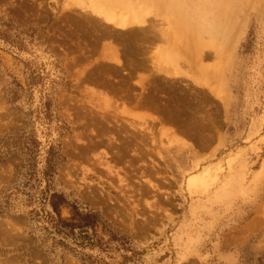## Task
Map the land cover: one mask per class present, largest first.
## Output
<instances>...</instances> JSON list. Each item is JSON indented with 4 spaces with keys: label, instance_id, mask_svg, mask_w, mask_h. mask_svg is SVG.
Returning <instances> with one entry per match:
<instances>
[{
    "label": "rangeland",
    "instance_id": "obj_1",
    "mask_svg": "<svg viewBox=\"0 0 264 264\" xmlns=\"http://www.w3.org/2000/svg\"><path fill=\"white\" fill-rule=\"evenodd\" d=\"M116 1L170 41L99 35L106 0H0V264H264V0H214L240 13L224 33L209 0ZM136 40L143 66L116 72L103 45L126 65ZM70 205L96 245L53 228Z\"/></svg>",
    "mask_w": 264,
    "mask_h": 264
},
{
    "label": "bare ground",
    "instance_id": "obj_2",
    "mask_svg": "<svg viewBox=\"0 0 264 264\" xmlns=\"http://www.w3.org/2000/svg\"><path fill=\"white\" fill-rule=\"evenodd\" d=\"M107 1V5H106V10L105 9H102V6H101V9H94V11H93V14L92 15H94V16H92L91 15V13H90V17L88 16V18H87V22L88 23H92L94 26H95V28L96 27H99V26H101L102 28H101V30L102 29H104V32H103V30L102 31H99V32H101V33H99V35L100 34H103V35H112L111 33L113 32L114 33V31H115V33H117V35L118 36H116V37H120V36H123V34H125V33H135L134 35H138V34H140V36H141V38H142V40H144V39H146L145 37H147V35L145 34V33H143V31H145V32H147L148 33V40L147 41H149L150 42V40H151V42L152 41H154V43H156V42H162V41H166V37L168 38L169 36H165L167 33L165 32V33H163L162 31H160L159 30V28H157L156 26H157V24L155 25V24H151V22H147V21H145V18L142 16V14H141V12H140V8H141V6L139 5L138 7H139V10L137 9V8H134V7H131V10L130 9H128V10H130V12H129V14H128V12H127V15L125 14V15H123V14H121L122 12H123V7H120L121 6V4H119V3H117V1L116 0H114L115 2H114V4H112L111 2H113L112 0H106ZM123 1V0H122ZM135 1V0H134ZM133 1V2H134ZM157 1V0H156ZM229 1V0H228ZM242 1V2H241ZM231 2H236V3H242L243 5L245 4V5H248V4H251L250 2H251V0H231ZM125 3V2H124ZM160 3H168V1L167 2H165L164 0H159V4ZM229 4V3H225V4H222V7H215L214 5H216V3L214 2V0H209L208 1V6H209V12H207V10H205V8H204V10L203 11H201L202 13L201 14H203V15H201L200 14V16H199V14H198V17L197 18H200L201 20L203 19V18H205L206 17V19H207V16L209 15V18H210V20L212 21V23H216V22H218V20H219V18H220V16H222V17H224L225 18V25L224 24H222V29H223V33L224 32H226V30H224V29H227L228 30V32H230L229 31V29H233V28H237V29H240V24L238 25V21H237V19H238V17L236 16V15H238V14H240V13H238V11H236V10H234L233 9V7L232 6H234V4ZM158 4V3H157ZM105 5V4H104ZM103 5V6H104ZM134 5V4H133ZM161 5V4H160ZM163 5H165V4H163ZM129 6V5H128ZM132 6V5H131ZM219 6V5H218ZM163 7V6H162ZM200 7V6H199ZM198 7V8H199ZM246 7V6H245ZM104 8V7H103ZM152 8V7H151ZM250 8H251V6H250ZM119 9H123L122 10V12H120V13H116L117 11L116 10H119ZM156 9H157V7H156ZM219 9V10H218ZM152 10V9H151ZM150 10V8H149V11H151ZM167 10V9H166ZM165 10V11H166ZM218 10V12L217 13H215L214 11H217ZM251 10V9H250ZM116 11V12H115ZM158 11V10H157ZM167 11H169V10H167ZM159 12V11H158ZM163 13V12H162ZM198 13V12H197ZM147 14V13H146ZM206 14V15H205ZM87 15H88V13H87ZM194 15V14H193ZM160 16V15H159ZM243 16H245V15H243ZM87 17V16H86ZM85 17V18H86ZM146 17H148V16H146ZM163 17V16H162ZM194 17V16H193ZM203 17V18H202ZM170 18V17H169ZM169 18L168 19H166V20H169ZM146 19H148V18H146ZM165 21V20H164ZM209 21V20H208ZM158 23V25H159V23L161 22V21H159V20H157V21H155V23ZM200 22V21H199ZM204 22H207V21H204ZM221 22V21H220ZM208 23L209 22H207V25H208ZM162 24V23H161ZM97 25H99V26H97ZM213 25V24H212ZM215 25V24H214ZM213 25V26H214ZM220 25V24H219ZM218 25V26H219ZM92 26V25H91ZM160 26H162V25H160ZM217 26V27H218ZM93 27V26H92ZM94 28V29H95ZM207 28H208V26H207ZM209 28H212L211 27V24H210V27ZM98 29V28H97ZM205 29V28H204ZM100 30V29H99ZM209 30V29H208ZM207 30V31H208ZM212 30H214V29H212ZM117 31H119V33H121V32H123L121 35L120 34H118V32ZM164 31V30H163ZM196 31H200V32H202L199 28H197L196 27ZM215 31V30H214ZM218 31H219V29H218ZM234 31V30H233ZM96 32V31H95ZM227 32V33H228ZM143 35H142V34ZM215 32H213V34H214ZM219 33V32H218ZM97 34V33H96ZM145 34V35H144ZM207 34H208V32H207ZM238 34V33H237ZM120 35V36H119ZM126 35V37H127V34H125ZM133 35V36H134ZM169 35V34H168ZM196 35V34H195ZM216 35H218V34H216ZM228 35V34H227ZM230 35V34H229ZM233 36L231 37V38H228V40L225 42V44L224 43H221V46H222V44H224V46H227V48L228 47H230L233 43H235V41H236V39L234 38V32H233V34H232ZM113 36V35H112ZM112 36H110V37H112ZM114 36V37H115ZM133 36H132V39H133ZM140 36L138 35V39L140 38ZM144 36V37H143ZM215 36V35H214ZM238 35H236L235 37H237ZM105 37V36H104ZM107 37V36H106ZM124 37V36H123ZM227 37V36H226ZM96 38V37H95ZM98 38H100V37H98ZM218 38V37H217ZM217 38H216V40H217ZM221 38V37H220ZM102 39V38H101ZM111 39V38H110ZM113 39V38H112ZM117 39V38H116ZM122 39V38H121ZM125 39H127V38H125L124 37V40ZM170 38H168V40H169ZM173 39H175V38H173ZM219 39V38H218ZM97 40V39H96ZM117 40H119V39H117ZM140 41V42H143V41ZM146 40H144V41H146ZM224 38H222L221 39V41L222 42H224ZM239 40V39H238ZM104 41V40H103ZM107 41V40H106ZM108 41H111V40H108ZM114 41V40H113ZM133 41H134V39H133ZM132 41V42H133ZM138 41L139 40H136L135 42H136V45H138V47L140 46L139 44H137L138 43ZM170 41V40H169ZM220 41V40H219ZM122 42V41H121ZM126 42H127V40H126ZM134 42V43H135ZM150 42V43H151ZM217 42H218V40H217ZM238 42V41H237ZM124 43V42H123ZM129 43V42H128ZM219 43V42H218ZM116 44V43H115ZM133 44V43H132ZM159 44V43H158ZM220 44V43H219ZM117 45V44H116ZM123 45V44H122ZM136 45H134V46H136ZM142 45V44H141ZM204 45H205V43H203V42H201V43H198V41H197V47L198 48H200V49H203L204 48ZM211 45H213L212 43H211ZM210 45V46H211ZM205 46H207V44L205 45ZM224 46H222V47H224ZM126 47V46H125ZM128 47V46H127ZM130 47V46H129ZM136 47V49L134 50L132 47V49H133V52H131V50H129L128 51V49L129 48H125L124 50H123V48H122V50H121V55L124 57L123 59H126V63H127V59L129 60L128 61V63L125 65V62H123V60H122V57H119V55H120V53H119V51H120V49L119 48H117V47H115L114 45H112V43H110V42H108L106 45H103V49H102V53L103 54H105V59H106V62H107V64H108V62L109 63H111V62H113V63H115V68H113L116 72L118 71V70H120V71H124L125 69H126V67H131V69H133V67H138V66H140L139 65V61L137 62V64H138V66H137V64H135L136 62V60H134V58H136V56H137V58H138V56H141V54L144 52V49L143 48H141V47ZM169 47H171V46H169ZM209 47V46H208ZM219 47V46H218ZM149 48V47H148ZM154 48V47H153ZM158 48V47H157ZM167 47H164V49H166ZM225 48V47H224ZM232 48H233V46H232ZM150 49V48H149ZM159 49V48H158ZM164 49H162V51L164 50ZM170 49H172V48H170ZM216 49H218V48H216ZM160 50V49H159ZM228 50H230V49H228ZM151 51H153V50H151ZM124 54H123V53ZM201 52V51H200ZM101 53V52H100ZM101 53V54H102ZM145 53V52H144ZM151 53L152 52H150V54L149 55H151ZM162 53H164L165 54V51H163ZM202 53V52H201ZM219 53H222V51H220L219 50ZM195 54V53H194ZM214 54V53H213ZM226 54V53H225ZM125 55V56H124ZM153 55V54H152ZM219 55V54H218ZM222 55V54H221ZM196 57L198 56L197 54L195 55ZM199 56H200V54H199ZM203 56V55H202ZM102 57V56H101ZM127 57V58H126ZM142 57H143V55H142ZM150 57V56H149ZM205 56H203V58H204ZM215 57V56H214ZM119 58H121V59H119ZM144 58V57H143ZM143 58H142V61H143ZM151 58V57H150ZM104 59V60H105ZM206 59V58H205ZM98 60V59H97ZM104 60H103V63H105L104 62ZM145 60V59H144ZM149 60V59H148ZM151 60H152V58H151ZM202 60V59H201ZM200 60V61H201ZM204 60V59H203ZM120 61H122V62H120ZM141 61V60H140ZM146 61V60H145ZM150 61V60H149ZM222 61V60H221ZM99 62V61H98ZM152 62H153V60H152ZM159 62V61H158ZM220 62V61H219ZM225 62H226V60H224V63L222 62V64H225ZM120 63H122L121 65H120ZM154 63V62H153ZM156 63V62H155ZM99 64V63H98ZM143 64V62H141V66H143L142 65ZM221 64V65H222ZM100 65V64H99ZM99 65H98V67H99ZM102 65V64H101ZM105 65V64H104ZM114 65V64H113ZM156 65H158V63L156 64ZM220 65V66H221ZM109 66V65H108ZM111 66V65H110ZM141 66H140V68H141ZM149 65H147V67H148ZM152 66V65H151ZM154 66V65H153ZM159 66H161V65H159ZM119 67V68H118ZM155 68H156V70L158 71L157 73L159 74L160 72H161V74L162 73H164V74H167L166 75V77H169V76H173V75H169L168 73H169V71L168 72H166L168 69L167 68H165V72H162V69H164V67L162 66V68H159V67H156V66H154ZM205 67H208V66H205ZM204 67V68H205ZM211 67V66H210ZM125 68V69H124ZM134 68V69H135ZM143 68V67H142ZM197 68V67H196ZM201 68V67H200ZM203 68V67H202ZM201 68V69H202ZM212 68H214V67H212ZM97 69V68H96ZM118 69V70H117ZM137 69H139V67L137 68ZM148 69V68H147ZM147 69H145V67H144V70H147ZM153 69V68H152ZM167 69V70H166ZM207 69H209V68H207ZM217 69V68H216ZM220 69V68H219ZM129 70V69H128ZM142 70V69H141ZM140 70V71H141ZM155 70V71H156ZM119 71V72H120ZM148 71V70H147ZM153 71H154V69H153ZM160 71V72H159ZM199 71V70H198ZM208 71V70H207ZM213 71V70H212ZM212 71H209L210 73L212 72ZM220 71V70H219ZM132 72H133V70H132ZM137 72H138V70H137ZM149 72V71H148ZM150 72H151V69H150ZM149 72V73H150ZM209 72H207V73H209ZM128 73H131V72H128ZM127 73V74H128ZM196 73H197V71H196ZM93 74V73H92ZM136 74V73H135ZM154 74V73H153ZM161 74H159V75H161ZM174 74H176V73H174ZM179 74H181V73H179ZM201 74V73H200ZM205 74V73H204ZM94 75V74H93ZM92 75V76H93ZM132 75H133V73H132ZM152 75V74H151ZM178 75V74H177ZM207 75V74H206ZM206 75L204 76V77H206ZM209 75V74H208ZM144 75H142V76H140V78L141 77H143ZM158 76V75H157ZM162 76V75H161ZM164 76V75H163ZM90 77V76H89ZM145 77V76H144ZM152 77H153V75H152ZM200 77H202L201 75H200ZM208 77V76H207ZM94 78V77H93ZM146 78H147V76H146ZM154 78H155V75H154ZM161 78V77H160ZM163 78V77H162ZM176 78V77H175ZM193 78V77H192ZM86 79V78H85ZM87 79H89V78H87ZM200 79V78H199ZM218 79V78H217ZM155 80V79H154ZM144 81V80H143ZM156 81V80H155ZM147 83V82H146ZM195 83H196V80H195ZM140 84V83H139ZM221 84V83H220ZM205 86V85H204ZM143 88V87H142ZM144 88H146V87H144ZM217 90H219V89H217ZM214 92H215V94H216V91H215V89H214ZM220 92V91H219ZM218 92V93H219ZM141 95V94H140ZM144 98V97H143ZM140 99V98H139ZM138 101V100H137ZM142 102V101H141ZM140 105V104H139ZM99 161V160H98ZM100 162V161H99ZM104 163V162H103ZM106 164V163H105ZM105 166H107V168H106V170H108L109 171V173L111 172V170H110V168H108L109 166L108 165H105ZM120 181V183H122V181L121 180H119ZM192 182H193V180L190 178V179H188V182L187 183H189L190 185H193L192 184ZM123 190V189H122ZM235 237V236H234Z\"/></svg>",
    "mask_w": 264,
    "mask_h": 264
},
{
    "label": "trees",
    "instance_id": "obj_3",
    "mask_svg": "<svg viewBox=\"0 0 264 264\" xmlns=\"http://www.w3.org/2000/svg\"><path fill=\"white\" fill-rule=\"evenodd\" d=\"M54 165H55L54 158H51L50 160L47 161V169L51 170L54 167ZM50 198L52 199L51 205H52L53 210H57L59 206H61L62 204H65L63 195H58L56 193H53L50 195ZM70 206L74 211V216L79 220L80 224L78 226H75L74 223H67V222L62 221L61 219H57L54 222V224H52L53 228L57 231V233L65 235V236H72L75 230H79L80 234L78 235L77 239L80 240V245H84V244H87L88 246L96 245V242L94 240H90L89 236H87V234H84V232L95 228V226H97L98 223L101 222L99 216L90 211L81 212L74 205H70ZM66 230L69 232H66Z\"/></svg>",
    "mask_w": 264,
    "mask_h": 264
}]
</instances>
